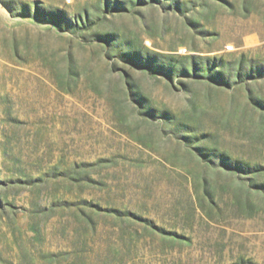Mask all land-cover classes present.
<instances>
[{
    "label": "rangeland",
    "instance_id": "rangeland-1",
    "mask_svg": "<svg viewBox=\"0 0 264 264\" xmlns=\"http://www.w3.org/2000/svg\"><path fill=\"white\" fill-rule=\"evenodd\" d=\"M0 83V264H264V0H0Z\"/></svg>",
    "mask_w": 264,
    "mask_h": 264
},
{
    "label": "bare ground",
    "instance_id": "bare-ground-1",
    "mask_svg": "<svg viewBox=\"0 0 264 264\" xmlns=\"http://www.w3.org/2000/svg\"><path fill=\"white\" fill-rule=\"evenodd\" d=\"M6 87L4 86L3 83H0V102L1 101H8L9 100V92L5 90ZM9 102V101H8ZM8 107V106H6ZM7 117H3L1 115V109H0V123L3 124L4 120H6V123L1 126L2 131H0V136H1V141L3 143V145L5 146V148L7 150H9V125L7 124ZM0 124V125H2ZM9 152V151H8ZM4 202V200H3ZM4 204L7 206V208L5 209V211L7 210L9 213V202H4ZM2 210H0V241L2 240V238L5 236L7 238H9V219H3L2 215L5 213L4 210L1 212ZM6 238V239H7ZM3 261V260H2Z\"/></svg>",
    "mask_w": 264,
    "mask_h": 264
}]
</instances>
